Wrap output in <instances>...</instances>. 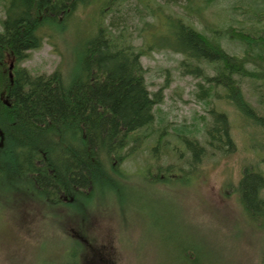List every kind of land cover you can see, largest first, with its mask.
<instances>
[{
  "label": "trees",
  "instance_id": "obj_1",
  "mask_svg": "<svg viewBox=\"0 0 264 264\" xmlns=\"http://www.w3.org/2000/svg\"><path fill=\"white\" fill-rule=\"evenodd\" d=\"M97 1L0 0L5 14L0 26L1 183L15 181L18 174L42 198V204L91 199L102 186L115 190L119 182L139 179L137 170L128 171L123 164L147 149L150 136L156 143L154 150L164 144L163 154L168 156L188 152L184 156L187 166L197 169L206 155L230 156L236 150L231 118L214 106V100L216 105L225 101L249 136L248 163L236 185L242 212L264 226V31H260L264 29V0H230L233 15H237L232 20L248 22L250 28L225 23L212 28V35L198 29L192 18L168 11L170 3L178 0H138L142 8L135 10L127 0ZM213 1L195 4L196 0H185L180 5L201 12ZM124 10L134 13L132 24L116 17ZM136 16L144 30L157 27V19L165 18L168 43L160 47L182 54L183 74L203 79L197 96L210 119L200 115L201 127L180 122L173 127L174 137L164 136L163 131L152 137V131L166 124L162 118L159 129H153L163 88L155 94L149 90L142 62L146 50L136 44L134 36ZM63 34L72 40L59 49L63 61L53 72L38 74L21 67L45 37L55 39ZM222 39H226L225 45ZM231 41L242 44L243 51H229L226 43ZM203 66L213 73L208 74ZM244 81L253 90L246 91ZM218 90L224 94L216 97ZM175 139L183 146H173L171 140ZM144 159L138 166L149 167L143 177L147 183H164L166 173L184 170L176 163L153 169L146 156ZM71 237L79 239V247L73 246L70 257L60 264H96L93 258L100 248L92 246L95 239L83 238L91 241L85 247L80 237L68 235ZM86 250L88 255L80 258V251L85 254ZM197 255L194 247L179 251L186 264H194Z\"/></svg>",
  "mask_w": 264,
  "mask_h": 264
},
{
  "label": "rangeland",
  "instance_id": "obj_2",
  "mask_svg": "<svg viewBox=\"0 0 264 264\" xmlns=\"http://www.w3.org/2000/svg\"><path fill=\"white\" fill-rule=\"evenodd\" d=\"M94 1L95 3L98 2L97 0ZM204 1L196 0L195 4H202ZM127 2L128 6L134 10L135 8L140 9L142 6L138 0H127ZM182 2H185V0L170 3L168 11L192 18L195 26L207 35H212V28L225 26V23L234 24L236 27L241 26L244 30L250 28L248 22L239 24L237 21L232 20L237 15H233L230 0H215L210 4L207 3L208 6L201 12L180 5ZM245 7L248 8V5ZM80 14L83 15L84 20L88 19L83 11ZM4 15V9L0 5V26ZM116 17L124 20L125 23L132 24L134 13L132 10H124ZM146 19L154 20L153 17L148 16H146ZM134 24L137 28L134 34L136 44L146 50L142 62L146 68L145 75L149 90L152 94H155L163 88L162 101L155 107L157 122L154 124L153 129H159V122L162 118L166 120V124L159 131H152V137L160 135L159 133L162 131L164 136L174 137L173 127L180 122L191 124V128H193V123H197V126L200 124L201 127L202 122L197 119L200 115L204 114L206 120L210 119V115L204 111L203 103L200 100L198 101L197 96L200 87L198 84L204 81L200 77L182 73L180 67V62L183 60L182 54L169 48L160 47L168 43L164 39L166 32H169L165 18L162 20L157 19V27L149 28L148 26L145 30L143 29L145 28L144 23L137 16L134 19ZM260 31H264V29ZM64 35L68 34L62 36ZM62 36L55 39L51 36L45 37L42 45L32 50L29 57L20 63L21 67L28 68L31 72L38 74L53 72L63 61L60 50L65 49V43L72 40L70 35L65 40L61 39ZM51 39L58 44L57 47L52 44ZM225 40L222 39L223 45H225ZM226 47L234 53L243 51L242 44L237 41L226 43ZM248 67L252 68L254 66L249 64ZM203 68L205 67L203 66ZM205 69L208 74L213 73L211 69ZM205 84L208 86L207 82ZM243 87L246 91L253 90V85L248 81L243 82ZM248 93L246 92L248 98L254 102ZM215 94L217 97L224 94V92L218 90ZM215 101L214 106L219 110L226 111L231 118V133L236 142V150L230 156L206 155L199 167L192 169V167L187 166L186 159L184 160L188 156V152L186 156L181 154L179 157L163 154L165 145L163 144L159 149L154 150L156 143L150 136L147 139V149L137 152L123 164L128 171L137 170L136 175L139 179L130 178L127 182L131 186L126 182H119V187L115 190L103 189L105 186H102L101 189H96L93 198H80L75 204L57 203L49 205L39 203L43 201L42 198L37 193L29 190L28 183L18 179L20 176L15 173V181L10 179L3 183L0 181V201H4L5 198L8 200L7 202H0V209L4 214H0V235L6 231L10 233L14 227L23 230L38 220L50 219L57 226L58 237L56 243L60 247L57 248L55 243L53 244L47 254L46 264L52 262L62 263L70 257L73 246L79 247V239L77 237L68 238V235L80 237L85 247H87V244L90 245L91 241L85 242L83 238L89 236L90 239H95L93 241L95 242L94 245H91L100 248V251L93 258V262L96 264H114L113 245L116 236L111 226L116 222L115 205H112L113 213H107V206L110 201L115 200L120 205L122 214L129 208L137 209L138 215L145 219L151 232L167 250L168 264H186L187 260L179 256V251L192 247L198 253V260L194 264H218V254L214 248L208 244L204 237L185 224L175 199L160 191L161 186H178L179 189L196 187L203 192V196L189 203L184 211L194 216L205 211H212L218 215L229 229L234 225L243 224L245 217L248 221L259 225V221L251 220L244 211L242 212V204L236 191L241 171L245 163H248L249 153H247L246 141L249 136H247V132L243 131L241 121L235 117V110L225 105V101L217 102L218 105ZM171 141L173 146H183L176 139ZM165 142L167 143V141ZM133 145L134 143L131 144V146ZM155 152L159 156L158 158H155ZM144 156H146L148 162H151L153 169L156 167L162 168V165L165 164L176 163L184 170L166 173L164 177L167 180L164 183L144 182L143 177L148 174L149 167L145 165L138 166L140 162L145 161ZM229 181L234 185H231ZM103 207L104 211L102 212ZM124 218L127 220L126 216ZM261 228H264V226H261ZM82 232L85 235L79 234ZM256 234L257 229L251 226L240 230V243L247 246L242 247V255L245 259L241 264H250L257 257L258 253L251 250L255 244ZM98 242H102V244ZM82 254L86 257L88 250L85 251V254L80 251L79 257L83 259Z\"/></svg>",
  "mask_w": 264,
  "mask_h": 264
},
{
  "label": "clouds",
  "instance_id": "obj_3",
  "mask_svg": "<svg viewBox=\"0 0 264 264\" xmlns=\"http://www.w3.org/2000/svg\"><path fill=\"white\" fill-rule=\"evenodd\" d=\"M160 191L175 199L185 224L214 248L218 254V264H241L245 259L242 247L247 246L240 243L239 232L248 226L257 229L251 250L258 255L250 264H264V228L245 217L243 224L229 229L212 211L196 216L184 211L189 203L203 196V192L196 187L179 189L178 186H161ZM112 205H115L116 216V222L111 226L116 236L113 245L114 264H168L167 250L151 232L145 219L138 215L137 209L129 208L122 214L120 205L112 200L107 206V213H113ZM101 211H104V207ZM57 237V226L50 219L38 220L23 230L14 227L10 233L6 231L0 235V264H46L47 254L53 244L60 247L56 243Z\"/></svg>",
  "mask_w": 264,
  "mask_h": 264
},
{
  "label": "water",
  "instance_id": "obj_4",
  "mask_svg": "<svg viewBox=\"0 0 264 264\" xmlns=\"http://www.w3.org/2000/svg\"><path fill=\"white\" fill-rule=\"evenodd\" d=\"M13 67V64H11V68ZM12 74V73H11Z\"/></svg>",
  "mask_w": 264,
  "mask_h": 264
}]
</instances>
